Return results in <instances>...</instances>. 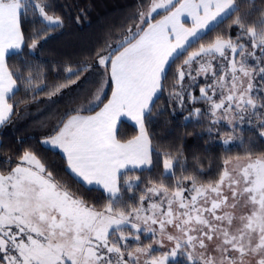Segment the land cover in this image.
<instances>
[{"label":"snow or ice","instance_id":"obj_1","mask_svg":"<svg viewBox=\"0 0 264 264\" xmlns=\"http://www.w3.org/2000/svg\"><path fill=\"white\" fill-rule=\"evenodd\" d=\"M25 19L44 30L26 37ZM63 24L48 0H0V130L21 105L41 95L52 101L93 71L65 65L63 81L48 85L35 66L10 68L11 57L35 52ZM94 71L85 104L66 111L42 143L61 151L74 179L102 189L107 202L98 208L74 195L30 149L14 166L7 157L0 264H264V151L241 135L255 126L264 139V0H147L115 46L95 53ZM21 84L26 96L17 102ZM165 90L173 114L187 110L183 118L226 153L234 143L243 149L222 158L216 179L204 178L198 157L190 170L179 148L153 146L148 122ZM122 117L138 126L125 141L117 137ZM154 156L163 167L156 177L145 175Z\"/></svg>","mask_w":264,"mask_h":264},{"label":"trees","instance_id":"obj_2","mask_svg":"<svg viewBox=\"0 0 264 264\" xmlns=\"http://www.w3.org/2000/svg\"><path fill=\"white\" fill-rule=\"evenodd\" d=\"M146 2L147 0H48L52 11L63 18V26L50 31L47 39L41 41L35 52H29L25 48L22 55L11 57L8 61L9 66L13 71L25 67V62L35 66L44 73L45 83L48 85L56 83L58 77L63 81L66 75L63 71L65 65H72L75 68L89 64L95 68V53L105 48L107 44L113 45L117 42V38L124 35L126 26L132 22L140 6ZM255 3L259 6L260 0H255ZM246 10L242 8V11ZM226 27L225 25L219 31ZM23 28L26 37L44 30L42 23L34 24L31 19L24 20ZM235 31L233 28V34ZM174 72L173 68L169 74L167 89L174 85ZM110 89L111 85L107 97L110 95ZM196 94H199L198 90ZM25 96L24 85L21 84L16 101L19 102ZM44 98L46 97L41 95L38 101ZM30 104L33 103L27 105ZM27 105H21L16 110L17 115L13 117L12 122L0 130V171H5L9 167L4 163L7 157L12 158L14 166L18 154L22 150L30 149L53 172L57 182L66 186L74 195L82 197L88 204L98 208L106 203V194L102 189L88 187L74 179L67 171L65 157L59 151L42 143L43 134L24 129L20 125L18 114ZM174 107L175 104H170L168 91L165 90L158 98L152 120L148 122L153 146H163V150L179 148L187 157L186 166L190 170L196 163L193 157H198L199 162L206 167L204 178L216 179L222 166V158L226 155L242 154L243 149L234 143L230 146L233 151L226 153L218 139H209L203 128L197 127L194 121H186L183 118L188 114L187 110L184 112L177 110L173 114ZM188 107L191 108L192 105L189 104ZM136 135L138 128L134 124L128 121L120 122L117 129L118 139L125 141ZM241 135L245 141L251 142L256 151H264V139L259 136L255 126H245ZM162 172V163L154 156V170L146 172L145 175L151 174L156 177Z\"/></svg>","mask_w":264,"mask_h":264},{"label":"crops","instance_id":"obj_3","mask_svg":"<svg viewBox=\"0 0 264 264\" xmlns=\"http://www.w3.org/2000/svg\"><path fill=\"white\" fill-rule=\"evenodd\" d=\"M185 19L187 20V18ZM188 23H190V21H188ZM89 77L91 78L93 83L87 85L86 86L87 90L84 91L83 93L77 92L76 89H78L79 86L84 83V80ZM98 78H99V72H96L94 70L88 71L84 76L81 77L77 85H73L67 89H64L60 95H58L57 97H53L52 101H49L47 98H44L38 101L37 103H33L23 107L18 114L20 117L19 118L20 125L23 126L24 129H30L31 131L41 133L45 137V135L59 121L60 117L66 111H68L71 108L82 106L85 104V101L86 99H88L89 93L94 89L95 81ZM109 87L106 90L105 95L108 94ZM85 114H94V112L93 113L86 112ZM121 121H128L135 125V122L132 121L130 118L122 117ZM120 122L117 125V129ZM136 127L138 128V126ZM59 152L64 156V154L61 151ZM88 187H97V186H88Z\"/></svg>","mask_w":264,"mask_h":264},{"label":"rangeland","instance_id":"obj_4","mask_svg":"<svg viewBox=\"0 0 264 264\" xmlns=\"http://www.w3.org/2000/svg\"><path fill=\"white\" fill-rule=\"evenodd\" d=\"M116 43H117V42H115V43L113 44V46H115ZM93 70H95V69H93ZM229 167H231V165H230Z\"/></svg>","mask_w":264,"mask_h":264}]
</instances>
